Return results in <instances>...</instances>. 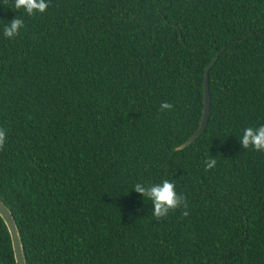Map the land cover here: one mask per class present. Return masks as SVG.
Segmentation results:
<instances>
[{
  "label": "trees",
  "instance_id": "16d2710c",
  "mask_svg": "<svg viewBox=\"0 0 264 264\" xmlns=\"http://www.w3.org/2000/svg\"><path fill=\"white\" fill-rule=\"evenodd\" d=\"M13 2L0 0V199L25 263L264 264V151L240 141L264 125V0H50L34 16ZM214 56L206 127L180 148ZM165 179L188 216L157 220L133 189ZM0 264H16L1 216Z\"/></svg>",
  "mask_w": 264,
  "mask_h": 264
},
{
  "label": "clouds",
  "instance_id": "9594fccd",
  "mask_svg": "<svg viewBox=\"0 0 264 264\" xmlns=\"http://www.w3.org/2000/svg\"><path fill=\"white\" fill-rule=\"evenodd\" d=\"M14 7L16 10L23 9L28 16L42 14L47 11L50 0H14ZM24 21L17 16L9 21L3 30V35L7 39H13L19 35L20 30L24 28ZM173 105L167 101L162 102L160 110H172ZM7 140L6 131L0 128V150H3ZM240 141L244 149L252 148L256 151H264V125L259 127H247L244 129ZM217 161L215 157L210 156L205 161V171L215 167ZM133 189L147 197L153 204V215L159 220L166 217L171 211L181 209L182 216H188L187 205L185 204L186 197L183 194H177L176 185L165 179L159 184H152L145 186L141 183H136Z\"/></svg>",
  "mask_w": 264,
  "mask_h": 264
},
{
  "label": "water",
  "instance_id": "95a60500",
  "mask_svg": "<svg viewBox=\"0 0 264 264\" xmlns=\"http://www.w3.org/2000/svg\"><path fill=\"white\" fill-rule=\"evenodd\" d=\"M214 56L211 61L207 64L205 67L204 71V79H203V108H202V113L201 117L199 120V125L197 129L191 134V136L185 140L181 145L180 148L187 146L188 144L192 143L205 129L208 118H209V111H210V93H209V88H208V70L210 66L213 64L215 60ZM0 216L4 220L10 237H11V242H12V248L14 252V258L16 264H26L25 263V258H24V253L20 241V236L18 233V229L16 227L15 220L9 210V208L5 205V203L0 199Z\"/></svg>",
  "mask_w": 264,
  "mask_h": 264
}]
</instances>
